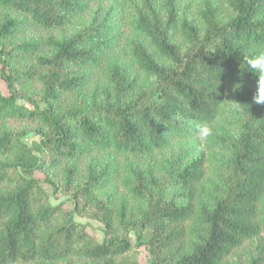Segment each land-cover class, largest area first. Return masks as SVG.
Returning a JSON list of instances; mask_svg holds the SVG:
<instances>
[{
	"label": "trees",
	"instance_id": "trees-1",
	"mask_svg": "<svg viewBox=\"0 0 264 264\" xmlns=\"http://www.w3.org/2000/svg\"><path fill=\"white\" fill-rule=\"evenodd\" d=\"M261 51L264 0H0V264H264Z\"/></svg>",
	"mask_w": 264,
	"mask_h": 264
},
{
	"label": "rangeland",
	"instance_id": "rangeland-1",
	"mask_svg": "<svg viewBox=\"0 0 264 264\" xmlns=\"http://www.w3.org/2000/svg\"><path fill=\"white\" fill-rule=\"evenodd\" d=\"M0 87L3 90H6V86L5 83L3 82V80H1L0 77ZM35 138V135L33 134H27L25 136V140L30 143L33 139ZM40 176H42V174H39ZM70 196L68 193H66L65 191L62 190H58L54 193H51L50 195V201L51 202H61L65 207H70L72 206V202L69 199ZM71 208V207H70ZM92 213H81V212H76L75 213V219L85 223L86 224V230L92 234V236L96 237L97 239H102V237L104 236V223L103 221L97 219L95 216L91 215ZM152 235V231L149 228L146 227H140L138 226L137 228L131 229L128 231V236L129 238H131L132 241H138V240H147V238H149ZM144 246V245H142ZM253 247V245H252ZM140 248H142L140 246ZM140 251V257H141V264H148L147 263V250L143 249V250H139ZM238 259H243V256H240V258Z\"/></svg>",
	"mask_w": 264,
	"mask_h": 264
},
{
	"label": "clouds",
	"instance_id": "clouds-1",
	"mask_svg": "<svg viewBox=\"0 0 264 264\" xmlns=\"http://www.w3.org/2000/svg\"><path fill=\"white\" fill-rule=\"evenodd\" d=\"M248 67L252 69V72L258 73L260 76L264 77V51H261L256 56L249 58L247 60ZM235 88H239L240 85H234ZM253 100L256 104L264 103V79H258V87L256 93L253 97ZM239 107V104L235 105ZM197 135L201 140H207L210 136L213 135V129L209 126L208 123H200L197 125Z\"/></svg>",
	"mask_w": 264,
	"mask_h": 264
}]
</instances>
